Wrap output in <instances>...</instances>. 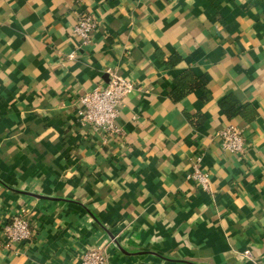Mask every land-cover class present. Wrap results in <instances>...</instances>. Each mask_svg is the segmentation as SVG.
<instances>
[{
	"label": "crops",
	"instance_id": "0c3cea01",
	"mask_svg": "<svg viewBox=\"0 0 264 264\" xmlns=\"http://www.w3.org/2000/svg\"><path fill=\"white\" fill-rule=\"evenodd\" d=\"M186 70L204 94L176 92ZM109 71L134 83L115 134L77 117ZM227 125L243 153L222 148ZM14 214L31 235L7 243ZM93 247L104 264H264V0H0V264H79Z\"/></svg>",
	"mask_w": 264,
	"mask_h": 264
},
{
	"label": "built area",
	"instance_id": "2783aa9c",
	"mask_svg": "<svg viewBox=\"0 0 264 264\" xmlns=\"http://www.w3.org/2000/svg\"><path fill=\"white\" fill-rule=\"evenodd\" d=\"M94 26L95 19L90 14H80L75 19L72 32L79 42L84 44L88 41ZM68 57H73V52L69 53ZM133 89L134 83L131 79L120 76L114 71L107 72V80L104 84L93 87L79 97L78 121L96 132L107 134L120 132L114 120L122 99ZM215 134L223 149L234 154L244 152V138L235 126L227 125ZM186 178L207 190L208 177L195 165H192L191 172ZM1 234L7 243H18L28 239L31 232L26 218L21 214H14L2 226ZM243 253L246 254L247 251ZM105 260V251L101 247H93L81 254L79 264H104Z\"/></svg>",
	"mask_w": 264,
	"mask_h": 264
},
{
	"label": "trees",
	"instance_id": "16d2710c",
	"mask_svg": "<svg viewBox=\"0 0 264 264\" xmlns=\"http://www.w3.org/2000/svg\"><path fill=\"white\" fill-rule=\"evenodd\" d=\"M203 83L204 81L201 77H195L190 71L186 70L183 71L178 77H176L175 89L176 92H179L183 89L200 88L202 90V93L204 94L205 90ZM172 97L175 98V95ZM236 105V101L231 96L224 97L219 103L221 110L227 116L239 115L246 121L251 120L254 115L253 108L249 104H243L240 106Z\"/></svg>",
	"mask_w": 264,
	"mask_h": 264
},
{
	"label": "water",
	"instance_id": "95a60500",
	"mask_svg": "<svg viewBox=\"0 0 264 264\" xmlns=\"http://www.w3.org/2000/svg\"><path fill=\"white\" fill-rule=\"evenodd\" d=\"M108 235H109V237H111V240L117 245V247H118L120 250H122V249L120 248V246L117 244L116 240H115L110 234H108Z\"/></svg>",
	"mask_w": 264,
	"mask_h": 264
}]
</instances>
